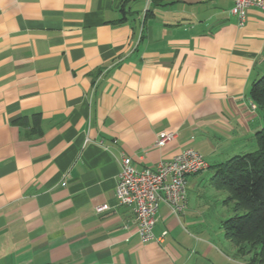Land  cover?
I'll use <instances>...</instances> for the list:
<instances>
[{
	"label": "crops",
	"instance_id": "obj_1",
	"mask_svg": "<svg viewBox=\"0 0 264 264\" xmlns=\"http://www.w3.org/2000/svg\"><path fill=\"white\" fill-rule=\"evenodd\" d=\"M233 6L0 0V264H251L216 245L227 219L210 215L227 205L219 166L254 152L264 127L250 95L264 12L240 25ZM162 133L176 136L159 147ZM187 149L209 168L188 179L182 215L160 205L143 243L116 199L121 159L155 169Z\"/></svg>",
	"mask_w": 264,
	"mask_h": 264
},
{
	"label": "built area",
	"instance_id": "obj_2",
	"mask_svg": "<svg viewBox=\"0 0 264 264\" xmlns=\"http://www.w3.org/2000/svg\"><path fill=\"white\" fill-rule=\"evenodd\" d=\"M252 8L264 12V0H234L231 13L243 25L248 10ZM175 136L160 134L157 146H165ZM208 168V162L194 149H187L170 161L160 162L155 169L137 170L131 158L121 159L116 199L120 205L134 209L138 234L143 243L155 239L153 230L160 205L165 204L175 216L182 215L186 208L188 179ZM106 208L101 207L98 212Z\"/></svg>",
	"mask_w": 264,
	"mask_h": 264
},
{
	"label": "trees",
	"instance_id": "obj_3",
	"mask_svg": "<svg viewBox=\"0 0 264 264\" xmlns=\"http://www.w3.org/2000/svg\"><path fill=\"white\" fill-rule=\"evenodd\" d=\"M251 98L264 115V75L251 88ZM256 150L219 166L218 188L228 193L234 216L222 224L224 236L237 255L264 264V127L255 136ZM243 214H240L242 213Z\"/></svg>",
	"mask_w": 264,
	"mask_h": 264
},
{
	"label": "rangeland",
	"instance_id": "obj_4",
	"mask_svg": "<svg viewBox=\"0 0 264 264\" xmlns=\"http://www.w3.org/2000/svg\"><path fill=\"white\" fill-rule=\"evenodd\" d=\"M212 193H216L215 191H211ZM219 193H222V194H224L223 192H221V191H218ZM210 210L212 211V212H214V216H213V214L211 213L210 215H211V217H212V222H215V220L216 219H219L220 218V215L223 213L224 215H225V217H226V219H228V218H230V217H232V216H234V210H233V205H231V206H225V208H223V207H221V206H211L210 207ZM240 214H243V212L242 213H240ZM217 232H218V230H216ZM223 233V240H222V238H220V234H219V236L217 237V236H215V237H217L215 240H216V245L219 247V248H221L223 251L226 249V246L225 245H223V242H228V241H225V237H224V231H222ZM220 238V239H219ZM222 243V244H221ZM227 244H229V242L227 243ZM230 244H232V243H230ZM233 245V244H232ZM226 251V250H225ZM243 257V256H242ZM246 257H248L249 258V256H246Z\"/></svg>",
	"mask_w": 264,
	"mask_h": 264
}]
</instances>
